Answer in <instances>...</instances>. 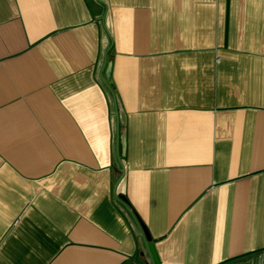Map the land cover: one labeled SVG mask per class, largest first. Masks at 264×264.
Here are the masks:
<instances>
[{
    "label": "crops",
    "instance_id": "1",
    "mask_svg": "<svg viewBox=\"0 0 264 264\" xmlns=\"http://www.w3.org/2000/svg\"><path fill=\"white\" fill-rule=\"evenodd\" d=\"M117 195L157 264H264V0H0V264H151Z\"/></svg>",
    "mask_w": 264,
    "mask_h": 264
},
{
    "label": "water",
    "instance_id": "2",
    "mask_svg": "<svg viewBox=\"0 0 264 264\" xmlns=\"http://www.w3.org/2000/svg\"><path fill=\"white\" fill-rule=\"evenodd\" d=\"M109 63L107 64L106 66V72L109 71ZM119 114L122 118V114H121V111H119ZM117 118L119 119L118 117V112H117ZM117 199L128 209V211L130 212L132 218L134 219L138 229H139V232L141 234V237H142V240L144 242V245H145V248H146V251L148 253V256H149V260H150V263L151 264H157L158 263V256L156 254V251H155V248H154V244L152 243L151 241V238L149 236V233L145 227V225L143 224L142 221H140V219L136 216V214L132 211V209L129 207L127 201L124 199V198H121L120 195H117Z\"/></svg>",
    "mask_w": 264,
    "mask_h": 264
}]
</instances>
